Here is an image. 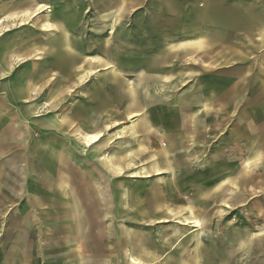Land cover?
I'll use <instances>...</instances> for the list:
<instances>
[{
	"label": "crops",
	"instance_id": "crops-1",
	"mask_svg": "<svg viewBox=\"0 0 264 264\" xmlns=\"http://www.w3.org/2000/svg\"><path fill=\"white\" fill-rule=\"evenodd\" d=\"M257 1L251 0L252 7L258 6ZM144 2L0 0V196L14 200L4 190L7 184L11 192L23 197L18 207L21 217L9 221L15 234L8 245V258L18 264H47L49 259L52 264H156L171 246L172 236L156 228H132L124 220L115 226L118 215L110 207L114 197L100 185L103 181L97 175H84L78 160L84 145L90 153L101 141L102 131L120 122L130 121L134 128L129 135L140 141L152 140L151 134L165 136L171 140L170 149L176 140L187 151L207 154L202 159L204 167L222 168V200L233 201L237 216L249 215L254 224L264 222V166L261 176L255 174L257 165H264V134L256 127L244 132L241 140L250 143L241 148H226L220 141L221 108L231 103L238 107L239 95L250 86L259 91L257 97L264 103V47L256 61L259 68L241 66L235 72L240 83L233 84L231 99L220 104L211 122L209 97L203 93L202 98L191 100L192 95H175L179 84L162 82L171 75L156 64L158 79L141 76L142 66L133 83L122 78L124 68L115 59L111 41L119 39L125 48L136 49L141 42L131 44L124 33H113L115 17H121L127 8L143 7ZM201 6L188 7V29L193 28V34L186 33L177 44L165 41L164 48H158L156 40L145 43L150 46L151 60L170 62L200 50L204 43L211 47L224 39L223 34L204 32L206 23L219 22ZM251 23L257 29L256 34L252 30V38L259 37L264 43V17L252 16ZM237 55L223 52L219 57L227 60ZM208 124L213 129L208 130ZM214 129L216 135L211 136ZM229 133L235 138L238 130ZM31 135L41 136L32 139ZM91 135L99 139L88 144L86 137ZM103 157L113 164L109 154ZM153 162L142 169V177L155 175L151 169L159 162ZM112 166L116 173L123 170ZM212 183L209 177L203 178L201 187L193 190L204 203L214 197ZM155 194L156 200L163 197ZM163 198L174 200L170 195ZM254 224H246V233L234 232L222 243L213 241L217 250L212 247L211 259L203 252L212 245L207 247L202 238L193 237L159 264H232L237 253L250 258L247 264H259L264 236L256 241L258 233L251 230ZM258 232L264 235V230Z\"/></svg>",
	"mask_w": 264,
	"mask_h": 264
},
{
	"label": "rangeland",
	"instance_id": "rangeland-1",
	"mask_svg": "<svg viewBox=\"0 0 264 264\" xmlns=\"http://www.w3.org/2000/svg\"><path fill=\"white\" fill-rule=\"evenodd\" d=\"M257 2L258 6L252 7L251 0H241V3L234 0H146L141 8H127L121 17H115L112 31L119 35L124 33L131 44L133 40H137L141 42V45L137 49L133 48L134 46L125 48L122 40L111 41V47L118 54L115 59L124 68L122 78L133 83L137 79L138 69L142 66L141 76L150 81L158 79L159 70L162 69L171 75L170 80L162 79V82L179 84L173 92L175 95H192L191 100L202 98L203 93L209 97L207 102L211 107L208 119L213 122L216 111L221 108L220 104L222 105L224 100L231 99L233 84L240 83L234 78L238 68L241 66H250L254 70L259 68L260 64L256 65V63L259 62L258 55L263 53L261 48L264 47V43L259 37L252 38V30L256 34L257 29L256 24L253 27L251 21L252 16L257 17L258 20L263 19L264 0ZM191 4L198 6L203 4L199 8L203 7L214 20L219 22L206 23L202 28L204 32H207L209 36L219 34L222 36L223 34L224 39L211 47L204 43L200 50L181 54L170 62L155 63L149 56L150 46L145 43L156 40L157 47L164 48L167 44L165 41L177 44L187 35L186 33L193 34L195 30L188 29L187 22L188 7ZM223 52L232 55L238 53V55L223 60L219 57ZM252 54H256L257 57L254 59ZM153 64L160 69L156 70ZM146 88L153 90L150 86ZM153 93L155 94L154 91ZM258 94L259 91H253L250 86L239 95L238 101L241 103L238 107L231 103L228 108H221L223 130L220 134V141L222 146L241 148L249 145L250 142H244L241 136L244 132L250 133L254 127L264 134V103L257 97ZM242 117H247V120ZM132 128L134 126H131L128 121L120 122L102 131L101 141L92 146L90 153L85 151L87 148L85 149L83 144L82 158L78 160L83 164L84 175H92V173L97 175L98 179L103 181L100 185L105 187L109 196L114 197L110 207L118 215L114 217L115 226H120L119 224L124 220L129 222L132 228H156L159 232L172 236L174 241L158 257L156 264L162 263L166 256L177 252L180 244H186L187 240L190 241L193 237L194 239L202 238L207 247L212 245L208 248L209 250L203 252L205 258L211 259L214 254V252L211 253V249L217 250L216 242L222 243L234 232L246 233L248 231L246 224H254L249 215H236L237 211L232 200H222V168L204 167L202 159L207 154L187 151V147L176 140L170 149L171 140L166 139L165 136L156 137L151 134L148 136L152 140L141 138L140 141L138 136L129 135ZM211 128L208 124V130ZM233 128L238 130L235 138H232L229 133V130ZM216 132L217 130L212 131L211 136L216 135ZM40 136L31 135V138ZM216 140L213 139L211 142L214 143ZM23 142H27V138ZM106 154L111 156L112 165L120 166L123 169L122 172H114L112 165L103 157ZM88 155L92 156L93 161L87 159ZM153 161L161 163L164 171L158 175L139 176L143 172L142 169L148 167ZM263 166L258 164L255 168L257 176H261ZM130 174L136 177H129ZM208 177L213 182L209 186L214 197L205 200L204 203L202 198H197L193 190L196 187L200 188L203 178ZM196 180L199 183H196ZM218 186H220L219 191ZM215 189L217 193L213 192ZM4 190L12 195L14 200L9 201L4 198L2 200L0 196V264H18L8 258V245L11 235L15 234L9 221L12 217H21L18 207L23 202V197L14 191L11 192L7 184H4ZM155 193L159 196L162 194L163 197L173 196L174 200L163 197L161 199L158 197L156 200ZM159 204L161 207L157 209ZM193 217L199 220V226L183 221L184 218ZM251 230L254 234L258 233L256 241L259 242L264 235L258 231L264 230V222L258 221ZM213 241L216 242L213 244ZM258 253V263L264 264V248H259ZM249 260L250 258L243 253H237L232 264H247ZM48 261L47 264L53 262L52 259ZM38 264L42 263L38 262Z\"/></svg>",
	"mask_w": 264,
	"mask_h": 264
},
{
	"label": "bare ground",
	"instance_id": "bare-ground-1",
	"mask_svg": "<svg viewBox=\"0 0 264 264\" xmlns=\"http://www.w3.org/2000/svg\"><path fill=\"white\" fill-rule=\"evenodd\" d=\"M50 38V37H49ZM143 121H145V120H143ZM146 123V122H145ZM146 126V125H145ZM78 133V132H77ZM84 135V134H83ZM82 135V136H83ZM79 139V138H78ZM81 139H82V137H81ZM80 139V140H81ZM98 139H99V136L98 135H91V136H89V137H86V142L88 143V144H91V143H94V142H96V141H98ZM83 141V140H82ZM96 144V143H95ZM118 160V159H117ZM111 163V162H110ZM153 163H155V162H153ZM113 167V166H112ZM162 167V165H161V163H156V164H153V167H152V169H151V173H153V174H155V175H158V174H160L162 171H164V169L163 168H161ZM167 167V166H166ZM144 169V168H143ZM170 169V168H169ZM144 171V170H143ZM146 173H148V172H146ZM140 174V173H139ZM136 177V175H131V177ZM141 176V175H140ZM147 176H149V175H147ZM145 186V185H144ZM171 189V188H170ZM172 198V197H171ZM170 200V199H169ZM158 207V206H157ZM158 208H160V207H158ZM86 221V220H85ZM184 222H187L188 224H193V225H195V226H199L200 225V222H199V220L196 218V217H193V218H184V220H183ZM147 230V229H146ZM127 231V230H126ZM157 237V236H156ZM128 243V242H127ZM160 244V243H159Z\"/></svg>",
	"mask_w": 264,
	"mask_h": 264
}]
</instances>
